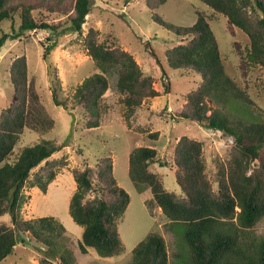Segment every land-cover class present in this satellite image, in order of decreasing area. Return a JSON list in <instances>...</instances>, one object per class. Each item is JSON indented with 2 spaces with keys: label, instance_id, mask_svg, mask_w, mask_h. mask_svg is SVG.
Instances as JSON below:
<instances>
[{
  "label": "trees",
  "instance_id": "trees-1",
  "mask_svg": "<svg viewBox=\"0 0 264 264\" xmlns=\"http://www.w3.org/2000/svg\"><path fill=\"white\" fill-rule=\"evenodd\" d=\"M41 1L62 4L64 0ZM166 1L144 0L150 11ZM200 1L248 36L245 62L264 69V0ZM8 5L9 0H0V23L11 20L14 33H3L0 47L7 38L43 30L49 32L44 47V55L48 56L58 46L59 39L55 36L60 35L64 25L81 38L82 46L99 70L86 77L72 95V105L82 109L85 129L98 128L109 108L104 94L111 72L117 75L116 89L127 116L146 100L158 96L153 78L129 52L117 46L109 34L103 41L93 27L83 34L82 26L91 10L90 0H73L71 13L58 21H51L42 12L35 17L31 6ZM44 10L54 12L53 7ZM15 16L19 19L17 29L14 28ZM210 17L197 11L196 21L188 27L167 23L157 16L154 20L182 40L164 51L168 67L193 72L202 79L195 90L185 95V103L176 111L178 119L205 123L232 139L228 158L216 166L217 190H213L206 173L202 141L187 136L176 141L171 159L180 195L167 191L162 176L149 169L151 163L160 167L168 165L158 160L154 147H138L130 152V176L139 186L150 189L152 202L168 219L184 226L182 237L189 249L188 264H264V236H246L247 230L264 219V121L232 118L222 111L228 96L238 98L242 91L225 72ZM8 73L17 100L0 111V218L10 217L9 224L0 220V262L13 254L16 245L36 244L51 258H56L58 264H75L71 253L59 246L66 232L59 220L52 216L35 219L22 216V206L29 198L26 188L47 191L56 168L65 164L63 160L53 159V154L64 145L42 139L24 146L14 160L9 161L24 129L45 133L54 127L55 121L29 79L25 54L10 62ZM53 78L52 102L67 109L68 100L59 97L61 86L55 73ZM213 100L219 106L211 107L209 103ZM150 136L157 138L158 133ZM96 167L87 164L73 172L76 190L70 198L69 213L82 227L79 250L86 253L88 248H93L97 254L109 257L122 251L117 221L127 209L130 195L117 183L111 156L96 160ZM133 264H169L164 238L157 233L148 234L133 249Z\"/></svg>",
  "mask_w": 264,
  "mask_h": 264
},
{
  "label": "rangeland",
  "instance_id": "rangeland-1",
  "mask_svg": "<svg viewBox=\"0 0 264 264\" xmlns=\"http://www.w3.org/2000/svg\"><path fill=\"white\" fill-rule=\"evenodd\" d=\"M90 1L91 10L82 26L83 34L89 27L99 31L100 41L105 40L109 34L115 44L129 52L141 69L153 78V87L159 94L143 102L127 116L121 95L116 89L117 75L111 72L108 76L109 87L104 94L109 108L100 126L87 130L84 128L81 107L72 105V95L86 77L99 70L82 46L81 38L71 33L68 25L60 29L58 35L61 36H55L59 44L48 55L50 77L44 55L49 32L35 30L19 38H7L0 47V111L16 103L8 69L16 56L25 54L29 79L34 82L42 104L55 121L54 127L45 133L24 129L9 161L12 162L24 146L33 145L42 139L64 145L53 154V159L63 160L65 164L56 168L55 178L49 183L47 191L43 193L36 187L26 188L29 198L22 206V216L24 219L52 216L59 220L66 229L59 246L71 253L75 264H133V249L151 233L164 238L169 264H188L189 249L182 237L184 226L168 219L152 202L150 189L139 186L131 179L129 154L138 147L156 148L158 160L168 165L160 167L157 163H151L149 169L162 176L167 191L180 195L181 190L171 167L174 145L182 136L202 141L206 173L216 191V166L228 158L232 139L220 131L210 129L205 123L178 119L176 111L185 103V95L195 90L202 79L193 72L175 71L168 67L164 51L182 40L157 23L154 17H160L173 25L188 27L196 21L197 11L212 16L209 23L219 44L225 72L242 91L238 98L228 96L222 111L229 117L264 121V69L245 62L248 36L200 0H167L153 11L146 7L144 0ZM19 3L31 6L35 17L42 12L51 21L65 19L73 7V0H64L62 4H43L41 0H9L8 7ZM47 7H53L54 12L44 10ZM14 21V28L17 29V16ZM12 26L9 19L1 22L0 37L3 33L13 34ZM64 32L66 34L62 35ZM54 73L61 86L59 97L68 100L67 109L55 106L52 102L50 87ZM209 104L213 108L219 106L215 100ZM152 133H158L157 138L150 136ZM103 156H111L117 183L130 195V203L117 221L122 251L109 257L97 254L93 248H88L86 253L79 250L82 227L72 220L69 213L70 198L76 190L73 172L83 169L87 164L97 168L96 160ZM0 220L10 223L9 215H3ZM246 236H264V219L247 230ZM15 263L58 264V261L39 245L18 244L13 254L0 262Z\"/></svg>",
  "mask_w": 264,
  "mask_h": 264
},
{
  "label": "water",
  "instance_id": "water-1",
  "mask_svg": "<svg viewBox=\"0 0 264 264\" xmlns=\"http://www.w3.org/2000/svg\"><path fill=\"white\" fill-rule=\"evenodd\" d=\"M45 61H46V64H47V69H48V77H50V62H49V56H46L45 57Z\"/></svg>",
  "mask_w": 264,
  "mask_h": 264
}]
</instances>
